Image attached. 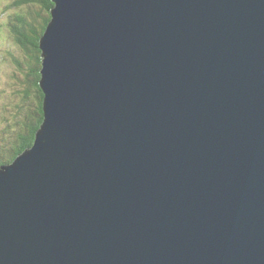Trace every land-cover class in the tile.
<instances>
[{"label":"water","instance_id":"water-1","mask_svg":"<svg viewBox=\"0 0 264 264\" xmlns=\"http://www.w3.org/2000/svg\"><path fill=\"white\" fill-rule=\"evenodd\" d=\"M51 1L0 264H264V0Z\"/></svg>","mask_w":264,"mask_h":264},{"label":"trees","instance_id":"trees-1","mask_svg":"<svg viewBox=\"0 0 264 264\" xmlns=\"http://www.w3.org/2000/svg\"><path fill=\"white\" fill-rule=\"evenodd\" d=\"M10 1L6 7L10 8L13 15L3 24L0 13V37L8 33L13 43L21 50V57L14 59L15 66L5 74V87L12 86L15 96L11 97V105L8 108L12 118L9 120L10 138L7 140L11 139V142L6 152L4 150L3 154L0 153V167L12 163L31 148L43 123L44 96L39 84L42 66L40 39L50 22L51 9L54 6L51 0ZM6 107L1 106L0 113L4 112Z\"/></svg>","mask_w":264,"mask_h":264},{"label":"rangeland","instance_id":"rangeland-1","mask_svg":"<svg viewBox=\"0 0 264 264\" xmlns=\"http://www.w3.org/2000/svg\"><path fill=\"white\" fill-rule=\"evenodd\" d=\"M11 3L10 0H0V13H1V19L2 23L8 22L12 18L13 12L10 10V8L6 7L9 6ZM21 57V50L17 48V46L13 43V40L11 36L7 34H3L0 37V107L1 106H7L4 112L0 113L1 120L0 121V153L3 154L4 150H6L9 147L10 140H7L10 138L9 132H11L10 127V119L11 111L8 109L11 101V97L15 96V89H12L10 85H6L5 87V74H7L12 66L14 65V59H19ZM19 84V83H18ZM17 92V89H16ZM8 105H6V104ZM19 106V105H15ZM12 109V107H11ZM10 111V112H9ZM6 133V134H5ZM3 141V142H2ZM6 159V158H5Z\"/></svg>","mask_w":264,"mask_h":264},{"label":"bare ground","instance_id":"bare-ground-1","mask_svg":"<svg viewBox=\"0 0 264 264\" xmlns=\"http://www.w3.org/2000/svg\"><path fill=\"white\" fill-rule=\"evenodd\" d=\"M32 147V146H31Z\"/></svg>","mask_w":264,"mask_h":264}]
</instances>
